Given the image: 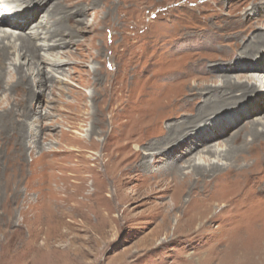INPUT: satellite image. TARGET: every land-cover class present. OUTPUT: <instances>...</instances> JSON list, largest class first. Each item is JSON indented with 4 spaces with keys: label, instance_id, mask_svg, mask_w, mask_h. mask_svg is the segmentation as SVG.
<instances>
[{
    "label": "rangeland",
    "instance_id": "obj_1",
    "mask_svg": "<svg viewBox=\"0 0 264 264\" xmlns=\"http://www.w3.org/2000/svg\"><path fill=\"white\" fill-rule=\"evenodd\" d=\"M10 2L16 8L13 0H0ZM47 4L54 17L37 10L18 16L20 11L9 20L30 19L33 25L6 30L23 39L33 37L40 22L44 33L47 26L53 30L61 25L67 43L56 51L45 46L59 32L47 33L46 39L36 37L40 77L46 80L40 89L36 69L27 60L13 59L30 74L24 84L12 78V65L0 69V264H228L233 257L224 245L228 241L238 243L242 254L238 253V263L264 264V225H232L244 217H236L234 205L224 207L221 201L229 195L210 198L207 215L212 222L183 228L172 220L170 225H159L164 206L172 204L170 193L164 198H137L149 176L158 179L166 162L175 161L172 156L147 160L148 171L132 172L131 166L149 152L142 145L159 141L165 127L195 113L206 97L181 111V105L176 106L173 110L178 108L179 115L165 114L155 129L127 137L135 125H143L144 115L155 109L162 94L212 84L211 75H206L213 63L220 64L221 73L211 71L217 76L212 85L220 84L222 74L251 77L261 94H251L243 102L264 95V71L241 68L252 61L260 66L264 57V45L257 44L259 54L244 58L253 38L264 33V0H48ZM254 4L260 7L255 9ZM11 44H16L15 38ZM63 51L67 54H58ZM56 60L64 62L63 71H54L51 62ZM254 120L264 125V112L238 120L237 128ZM211 130L210 124L204 133ZM227 131L229 137L237 130L232 126ZM240 134L242 138L245 132ZM120 141L130 145L119 152ZM217 145L212 148L220 151ZM112 154L117 155L115 164L108 161ZM258 167L248 203L254 205L250 215L264 219V165ZM259 189L263 193L257 195ZM200 226L204 228L199 230Z\"/></svg>",
    "mask_w": 264,
    "mask_h": 264
},
{
    "label": "bare ground",
    "instance_id": "obj_2",
    "mask_svg": "<svg viewBox=\"0 0 264 264\" xmlns=\"http://www.w3.org/2000/svg\"><path fill=\"white\" fill-rule=\"evenodd\" d=\"M13 2L15 3L16 8H20L22 6L21 13L18 16L26 14L32 10H37L41 13H44V16L47 17L55 16V13H53L54 9L46 10L48 0H13ZM10 5L11 4H4L3 6L1 4L0 9L4 8L9 10ZM259 7V4L253 5V8L255 9ZM16 8L14 11H16ZM11 14H13V12ZM257 15L259 16L257 19H260V15ZM2 16H5V12L3 11L0 12L1 71L5 70L8 64L12 65V78L15 76L16 83L24 84L28 80L30 74L26 72L28 70H24L22 63L19 62L17 65L14 62L13 59L15 56H17L18 59H24L25 61L27 60L31 66L33 65V67L36 69L35 75L38 77L35 84L37 83L36 85H38L39 83V89L40 86L45 87L46 80L40 77V71L43 68L40 69V65L38 64V58L40 56L38 53L39 46L36 44L35 39L38 36H45L44 38L46 39L47 33H51L52 35L53 32H59L57 36L60 37L57 38V36H51L50 41H46L47 44L45 47H51L50 49L52 50L66 45L67 42L64 38L65 34H62V31H64L63 27L59 25V28H54L52 30V27L47 26V30L44 33L41 30L44 28V25L40 22V24L36 26V28H38L36 29L37 33H35L33 37L26 36L21 33V31L18 32L27 37H23L22 39L20 35L14 36L12 33L7 32L6 30H21L24 29L25 26H28L29 28V26L31 27L33 25V20L26 19L23 21V23H18L17 21L11 23L9 21V16ZM262 17L264 18V16ZM4 28L6 29L4 30ZM67 36L69 37V40H72V33H68ZM13 38H15L16 44H11V40ZM251 43L252 46H250V49L246 50L245 52V59L249 58L250 56L255 57L256 54H259L258 50L261 48L258 49L256 45H264V33L257 34ZM254 47L256 48V51H253ZM48 52L50 53L51 51ZM249 52L253 53L249 54ZM58 54H67V51L58 52ZM237 59L238 57L236 56L230 58L229 61L234 62ZM260 61V66L252 65V61L247 65L245 63V66L241 68L252 73L264 71V57L262 60H259V62ZM58 62L62 61L56 60L51 62L55 63L56 67L54 66V71H63L64 69L61 67L64 62ZM219 67V63H213L211 64L210 70L216 71L217 73L215 74H218L221 73V69L218 70ZM211 71H209L206 76L208 77V75H211L210 82L215 84L217 81V76L212 75L213 72ZM235 71H237L236 68ZM220 78L221 80L219 85H212L208 84L207 82H202L193 85L194 88H191V86L188 88V90L184 88L183 93L177 92L176 95L162 94L161 97L156 98L158 102L155 109L152 110V112H148L144 115L145 118H143V125H135L133 128V133L130 131L129 136H127L128 139H131L132 136L137 134L139 135L147 129H155L157 127V122L161 121V119H164L163 116L165 114L167 115L169 113L179 115L181 107H186L194 100L201 98L204 99L206 97L203 106L196 111L193 110L195 113H191L189 116L180 115L183 117L181 118V121L176 120V123L165 127V129L159 133L161 136L159 141L156 140L154 142H144L145 144L142 146H146L149 152L144 154L145 158L142 160L140 159V161L138 160L139 162H136V164L134 166L132 165L130 168L132 172L143 170L146 172L148 171L146 164L147 160L159 159L162 161L167 159L169 156L175 157L174 162H166L167 167L165 169L162 168L163 170L161 169L162 171L160 172L158 171V179L149 176L145 184V189L139 191L136 194L137 198H151L156 195H160L162 198H164L166 194L168 196V193H170L168 197L172 204L164 206L162 223L159 225H170L171 220L173 221V224L175 223L177 226L181 225L182 228L188 225H207L208 222L213 221V218H208L207 215L209 206L211 205L210 202H212L210 198L213 197L218 199L220 196L225 197L224 193L229 195V198L226 197L225 199L220 197V199L224 200L221 201L224 204V207L228 208L234 205V210L237 213L236 217H244L243 220L241 219L236 223H232V225H264L263 218H259L258 216L253 217L250 215L253 213L252 208L254 205L252 203H248L250 202L248 195H251V190H253L254 174L257 171L255 169H258L259 165H264V125L261 126L259 120L247 122V124L245 123L242 127H240V129H238L236 125L237 122H240L238 120L243 121V119L247 118L249 115L263 114L264 95L262 94L253 100H249L248 103H245L243 101L247 96L251 94L258 95L260 93V89L254 82L252 83L251 77H247L248 79L242 80L241 76L228 77L222 74L220 75ZM236 92L240 93L238 97L236 96ZM30 98L31 100L34 99V97ZM166 98L167 100H170L163 102V100ZM242 102L243 104H241ZM179 105H181L179 111H177L178 108H176V111L174 112L173 109ZM226 112L227 114L224 115L223 113ZM218 115L224 116L219 117ZM214 116H218L219 118H214ZM210 124L212 130L209 133L207 132V134L204 133L205 127H208ZM199 126H201V128H198ZM232 126L237 131L231 136L227 137V130ZM243 131L245 134L241 138L240 133ZM216 143L218 144V147H222L220 151L218 148H212L214 147L212 145ZM129 145L130 142H127L126 145H124L120 141L117 144V150L119 152L121 150L123 151V149H126V147ZM119 154L120 153H118V155ZM116 159L117 155L114 156L112 154L109 156L108 161L111 164H115ZM222 161L227 164H224V162L222 163ZM249 161H252L251 165H249ZM188 169L190 170L189 172ZM119 171L122 170L120 169ZM146 175L148 176L147 173ZM219 182L220 184L218 185ZM219 188L221 189L220 191H218ZM260 193L262 194L263 191H260L259 189L257 195ZM130 199H132V197H130ZM83 203L84 202H78L77 205L81 207L83 206ZM215 215H217V213H215ZM202 228H204V226H200L199 230ZM175 232H177V229L174 230L172 236L175 235ZM167 236L168 234H166V237ZM224 245L227 248H230L228 251L229 258H231V255H233V257L230 259L231 261L228 262V264H240L238 263L240 259L238 253L240 254L241 250L239 249L238 243H236V241H228ZM240 256H242V254H240ZM232 260H234L233 263Z\"/></svg>",
    "mask_w": 264,
    "mask_h": 264
},
{
    "label": "clouds",
    "instance_id": "obj_3",
    "mask_svg": "<svg viewBox=\"0 0 264 264\" xmlns=\"http://www.w3.org/2000/svg\"><path fill=\"white\" fill-rule=\"evenodd\" d=\"M4 4H11L10 6H9V10L7 9H0V12H5V16H2V17H6V16H9L10 17V15H13V18H15L14 17V15H16L17 13H20V9L19 10H16V11H14L15 10V8H14V6H12V3L10 2V3H4ZM4 4H2L3 6H4ZM1 5V4H0ZM12 8V9H11ZM7 11V12H6ZM13 12V14H11ZM6 14H10V15H6ZM11 23H14V21H11V20H9Z\"/></svg>",
    "mask_w": 264,
    "mask_h": 264
}]
</instances>
